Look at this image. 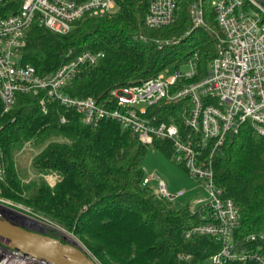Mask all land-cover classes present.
<instances>
[{
    "label": "trees",
    "instance_id": "trees-1",
    "mask_svg": "<svg viewBox=\"0 0 264 264\" xmlns=\"http://www.w3.org/2000/svg\"><path fill=\"white\" fill-rule=\"evenodd\" d=\"M21 2H0V15L16 11ZM116 2L115 12L79 22L66 35L33 26L22 64L45 76L81 53L102 52L105 58L85 69L68 87L73 97L101 103L114 90L142 84L170 65L180 67L195 53L199 55V75H206L217 55V41L206 28L191 30L190 0L181 2L173 25L160 29L145 26L150 0ZM206 14L208 25L218 30L210 5ZM189 31L192 33L186 36ZM43 98L44 93L18 94L8 113L0 100V150L8 185L0 184L2 196L23 201L72 232L99 264H209L220 244L211 237L185 238L187 230L201 223L199 216L190 207L177 209L144 185L149 148L173 157L172 142L160 139L148 146L112 121L89 127L80 115L56 102L48 103L44 113ZM163 108L158 114L166 119L176 110ZM24 144L42 148L34 156L32 168L41 176L57 175L54 187L44 180L27 187L21 183L15 158ZM214 167L217 185L239 209L241 227L236 241L240 249L264 255V137L245 126L216 158ZM252 235L257 240L248 242ZM179 254L193 259L180 261Z\"/></svg>",
    "mask_w": 264,
    "mask_h": 264
},
{
    "label": "built area",
    "instance_id": "built-area-1",
    "mask_svg": "<svg viewBox=\"0 0 264 264\" xmlns=\"http://www.w3.org/2000/svg\"><path fill=\"white\" fill-rule=\"evenodd\" d=\"M182 1L150 0L145 26L160 29L173 25ZM207 5L215 13L218 30L208 25ZM116 9V0H22L16 11L0 15V100L5 113L14 108L18 94L44 93V113L48 103L56 102L80 115L89 127L112 121L138 135L148 146L156 140H169L174 147V161L194 180L203 182L198 186L203 192L190 206L201 223L186 231V240L211 237L220 244V251L211 256L209 264H264L260 251L240 249L236 241L241 227L239 209L217 185L214 167L216 158L231 144V135L237 136L245 126L264 137V7L256 0H190L191 30L206 28L217 41V55L210 61L206 75H199V55L195 53L181 65L188 70H177L171 77L163 71L142 84L116 89L102 103L68 93L75 78L105 58L102 52L81 53L45 76L31 65L18 63L33 26L66 35L77 23L102 18ZM167 105H174L170 107L176 110L166 119L158 113ZM6 179L0 150V184ZM152 179L146 177L144 185L149 186ZM156 193L172 203L186 195L185 191L172 195L163 181ZM257 238L252 235L247 241L255 242ZM178 259L190 262L193 258L179 254ZM0 264L52 263L0 243Z\"/></svg>",
    "mask_w": 264,
    "mask_h": 264
},
{
    "label": "rangeland",
    "instance_id": "rangeland-1",
    "mask_svg": "<svg viewBox=\"0 0 264 264\" xmlns=\"http://www.w3.org/2000/svg\"><path fill=\"white\" fill-rule=\"evenodd\" d=\"M117 10V9H116ZM114 10L113 12H115ZM112 12V13H113ZM166 39V38H163ZM21 57L18 63H22ZM177 70H188L187 66L176 67L175 65H170L164 70L166 77L173 76ZM174 105H167L170 107ZM42 148H38L33 144H24L17 152L15 158L16 169L19 174L21 183L24 186H31L41 180H44L50 187H54L58 182L57 175H44L41 176L36 174L32 168V160L35 155H37ZM144 170L146 172V177L153 178L149 188L156 193V187L160 181L165 182L168 187L169 192L172 195L177 194L179 191H185L186 195L175 201L174 206L177 209H182L185 207L193 206L199 198V195L203 190L198 186H201L203 182L194 180L186 169L174 161L172 157H168L159 150L150 147L144 162ZM4 186H8L7 182ZM3 186H0V205L5 209H0V215L13 223L20 225H29L27 222L17 220L15 215L7 211V209L23 216L37 224L42 225L45 230L46 235H54L64 243H74L77 244L81 249H83L87 254L90 255L86 246L83 242L76 237L72 232L66 230L63 226L59 225L57 222L51 218L43 215L40 212L34 211L31 207L24 204L23 201H18L15 199H10L2 196ZM25 195V194H24ZM23 195V197H24Z\"/></svg>",
    "mask_w": 264,
    "mask_h": 264
},
{
    "label": "water",
    "instance_id": "water-1",
    "mask_svg": "<svg viewBox=\"0 0 264 264\" xmlns=\"http://www.w3.org/2000/svg\"><path fill=\"white\" fill-rule=\"evenodd\" d=\"M264 7V0H256ZM231 135V145L235 141ZM0 209H5L0 205ZM17 220L29 225L13 223L0 215V243L52 264H99L77 244L63 243L45 234L42 225L7 209Z\"/></svg>",
    "mask_w": 264,
    "mask_h": 264
}]
</instances>
